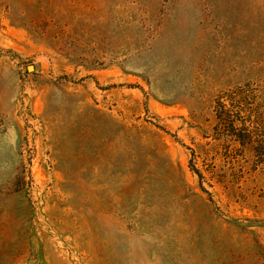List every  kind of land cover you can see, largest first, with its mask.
<instances>
[{"label": "rangeland", "instance_id": "374dc122", "mask_svg": "<svg viewBox=\"0 0 264 264\" xmlns=\"http://www.w3.org/2000/svg\"><path fill=\"white\" fill-rule=\"evenodd\" d=\"M0 264H264V0H0Z\"/></svg>", "mask_w": 264, "mask_h": 264}, {"label": "water", "instance_id": "95a60500", "mask_svg": "<svg viewBox=\"0 0 264 264\" xmlns=\"http://www.w3.org/2000/svg\"><path fill=\"white\" fill-rule=\"evenodd\" d=\"M28 68H29V69H32V66H29Z\"/></svg>", "mask_w": 264, "mask_h": 264}]
</instances>
